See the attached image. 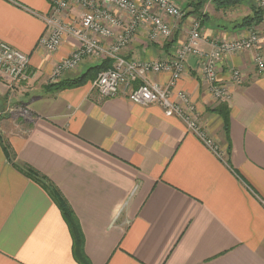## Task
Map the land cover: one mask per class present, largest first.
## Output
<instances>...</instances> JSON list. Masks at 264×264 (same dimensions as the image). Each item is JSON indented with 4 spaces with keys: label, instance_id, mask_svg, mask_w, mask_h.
<instances>
[{
    "label": "crops",
    "instance_id": "1",
    "mask_svg": "<svg viewBox=\"0 0 264 264\" xmlns=\"http://www.w3.org/2000/svg\"><path fill=\"white\" fill-rule=\"evenodd\" d=\"M56 1L0 0V41L26 53L34 72L12 90L0 77V264H79L59 208L15 164L38 171L62 194L78 220L89 264H264V72L255 68L252 54H230L217 62L218 81L228 93L224 100L214 99L194 55L170 87L175 101L179 92L189 96L217 155L157 104H135L123 93L103 98L92 81L46 90L55 64L79 46L69 35L54 52L37 45L46 31L43 17ZM174 1L184 8L193 0ZM232 10L204 4L203 52L216 39L246 34L251 25L235 28ZM84 11L68 2L58 18L78 26ZM111 13L128 20L116 8ZM162 16L169 37L151 39V25L144 22L121 56L170 60L196 17ZM105 26L113 36L123 29ZM91 35L106 48L113 41V36ZM106 59V54L87 58L61 79ZM231 66L241 71L240 83L230 79ZM146 79L166 86L169 74L149 73ZM15 103L26 116L1 115ZM220 104L229 114L227 133L213 111Z\"/></svg>",
    "mask_w": 264,
    "mask_h": 264
},
{
    "label": "built area",
    "instance_id": "2",
    "mask_svg": "<svg viewBox=\"0 0 264 264\" xmlns=\"http://www.w3.org/2000/svg\"><path fill=\"white\" fill-rule=\"evenodd\" d=\"M68 2L80 4L85 9L79 18L78 26L65 24L58 18L59 11L64 10ZM256 6L261 11V22L248 27L246 34L241 37L229 40L216 39L212 43L211 50L203 52L199 48L203 26L200 19L194 18L190 22L185 41L170 60L139 62L125 59L120 53L127 47L137 26L144 22L151 25V39H155L159 34L169 37L171 28L162 15L176 20L187 16L174 0H140L139 2L135 0H58L52 12L43 17L46 31L38 39L37 45L48 52H54L59 48L64 36H73L79 42L74 52L55 64L49 78L51 83L61 80L64 73L73 71L83 60L106 54L113 61L112 66L98 72L92 80V85L103 98H112L123 93L135 104L144 106L157 104L166 116H176L181 119L188 133L194 135L204 146L218 155L217 146L199 126L189 96L185 92H179L178 100L175 101L171 98L169 90L183 75L186 60L190 55L200 60L202 76L208 82L215 100H224L228 95L226 86L217 78V62L224 56L249 52L252 54L256 69L264 72V0H257ZM112 8L124 12L128 20L124 22L115 17L111 13ZM105 24L123 26V29L113 36ZM91 33L102 38L113 36V41L106 48L92 37ZM228 70L230 79L234 83L242 81L243 75L240 70L233 66ZM149 73H168V84L163 86L149 81L146 79ZM33 74L29 56L8 43L0 41V77L7 87L12 90L24 84Z\"/></svg>",
    "mask_w": 264,
    "mask_h": 264
},
{
    "label": "trees",
    "instance_id": "3",
    "mask_svg": "<svg viewBox=\"0 0 264 264\" xmlns=\"http://www.w3.org/2000/svg\"><path fill=\"white\" fill-rule=\"evenodd\" d=\"M209 1L213 3L215 10L232 8L243 2V0H193L184 7L185 9L189 7L192 8V10L189 9V11H187L186 15L194 14V16L197 19H200L201 23L203 24V22L208 18V14H203L202 9L204 4ZM260 22L261 11L257 8V6H255V4H252L250 6V13L243 16L238 22H235L234 27L242 28L250 25H256ZM112 63L113 61L110 58L106 59L101 64L88 68L84 73L80 75L64 78L55 83H50L48 86H46V90L58 91L84 85L87 82L92 81L96 77L98 72L110 68L112 66ZM213 111H215L223 119L224 129L227 133L229 114L226 105L220 104ZM4 149L5 152H7V156L12 161V159H14V154H8L7 146H4ZM15 167L30 179L37 182L47 192L51 200L57 205L61 212L63 220L68 226L72 238V254L74 258L79 264H89V260L83 252V234L78 220L59 190L45 176L41 175L38 171L34 170L30 166L26 164H15Z\"/></svg>",
    "mask_w": 264,
    "mask_h": 264
},
{
    "label": "rangeland",
    "instance_id": "4",
    "mask_svg": "<svg viewBox=\"0 0 264 264\" xmlns=\"http://www.w3.org/2000/svg\"><path fill=\"white\" fill-rule=\"evenodd\" d=\"M180 1V0H179ZM181 1H185V0H181ZM187 1V0H186ZM256 6L257 4V0H243V2L235 7H233L232 10V14L235 16L234 21L238 22L243 16L248 15L250 13V6L251 5ZM179 5V4H178ZM180 6V5H179ZM181 7V6H180ZM184 11L186 10L185 8L181 7ZM186 12V11H185ZM51 13V12H50ZM187 13V12H186ZM255 66V65H254ZM256 68V67H255ZM92 87L94 88V86L92 85ZM95 89V88H94ZM96 90V89H95ZM3 112H1L2 116H9L11 114L13 115H17V116H24L25 114L27 115L26 112H24L23 106L19 103H15L14 106L10 105L7 106L4 110H2ZM12 161L14 162V160L12 159Z\"/></svg>",
    "mask_w": 264,
    "mask_h": 264
}]
</instances>
